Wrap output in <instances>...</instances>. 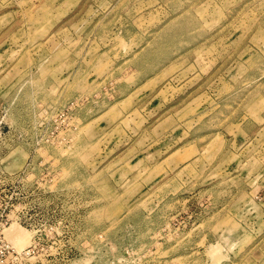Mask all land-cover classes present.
Wrapping results in <instances>:
<instances>
[{
    "label": "rangeland",
    "instance_id": "1",
    "mask_svg": "<svg viewBox=\"0 0 264 264\" xmlns=\"http://www.w3.org/2000/svg\"><path fill=\"white\" fill-rule=\"evenodd\" d=\"M0 264H264V0H0Z\"/></svg>",
    "mask_w": 264,
    "mask_h": 264
},
{
    "label": "crops",
    "instance_id": "2",
    "mask_svg": "<svg viewBox=\"0 0 264 264\" xmlns=\"http://www.w3.org/2000/svg\"><path fill=\"white\" fill-rule=\"evenodd\" d=\"M153 77H152V73H150L149 75H145L144 77H142V78H138L137 80H135V85L134 86H136V85H143V84H145V83H147V81L148 80H150V79H152ZM133 86V87H134Z\"/></svg>",
    "mask_w": 264,
    "mask_h": 264
}]
</instances>
